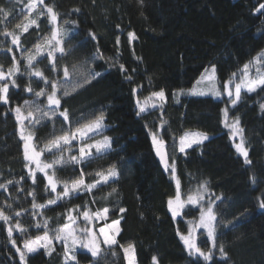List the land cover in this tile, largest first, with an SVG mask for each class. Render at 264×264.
<instances>
[{
  "label": "trees",
  "instance_id": "16d2710c",
  "mask_svg": "<svg viewBox=\"0 0 264 264\" xmlns=\"http://www.w3.org/2000/svg\"><path fill=\"white\" fill-rule=\"evenodd\" d=\"M262 4L264 0H143V4L139 0H43L40 4L37 0V7L29 11V0H0V8L7 13H0V67L7 72L13 65V56L19 63V72L14 76L18 87L10 85L9 103H0V184L6 185L0 188V210L11 217V225L19 222L27 229L22 234L13 228L16 246L23 250L25 240L43 234V228L35 227L37 222L43 224L47 219L52 235L51 230L68 223L69 210L77 226L83 222L80 213L84 210L94 213L108 208L106 220H95L96 229L120 220L117 240L125 247L128 243L135 245L137 264H153V256L158 264H196L179 234H187L189 221L197 220L201 206L205 209L212 201L216 242L224 246L228 259L221 258L217 248L213 249V261L200 258L199 264H264V214L257 210V198H264V111L260 107L264 104V89L242 91L235 108L228 106L225 97H173L174 91L191 89L213 64L223 89V83L233 73L241 75L243 65L264 51V9L257 11ZM47 7L58 13L55 27L62 31L64 54L56 51L54 60L47 57V41L54 27ZM33 19L36 24L23 31V26ZM6 32L19 36V45L12 44L13 37L6 36ZM129 32L135 34V39H129ZM90 33L95 35L94 40ZM36 45H40L42 54L36 55ZM97 50L104 59L93 62L91 57ZM28 55H36L34 68L44 77L59 82V110L67 109L69 116L66 122L57 115L35 127L24 122L36 150L44 149L41 161L50 162L60 155L66 159L79 156L77 140L63 153L54 150L55 155L46 146L103 114L104 127L92 139L109 137L111 150L97 155L93 149V157L84 163L57 165L55 178L70 182L79 178L83 170L85 182L92 183L97 172L106 174L112 165L119 173L115 180L91 192L82 191L79 196L63 198L44 208H33V203L47 204L56 193L47 188L43 173L36 172L33 183L25 166L28 162L23 156L21 125L14 112L17 106L24 109L25 100H37L35 92L51 91L50 85L31 76ZM53 63L55 71L51 70ZM120 64L126 71L119 69ZM65 67L70 73L68 79L64 78ZM257 69L264 74V61L250 64L249 74L255 76ZM85 70L101 75L73 92V85L82 82ZM29 86L31 93L25 90ZM133 88L137 89L135 94ZM161 89L167 102L137 115L136 98L143 101ZM65 90L68 96L63 95ZM38 103L46 108V95L39 97ZM224 107H229V122L239 117L251 165L244 164L222 123ZM153 132H158V139L164 142L168 163L175 160V181H180L183 199L207 182L204 202L187 205L176 217L168 208L176 183L155 156ZM185 132H203L209 137L181 153L177 144ZM48 171L51 175L53 170ZM252 176L255 183L250 180ZM62 189L63 184L58 183L57 193ZM121 208L125 211L120 212ZM246 210L249 215L241 216ZM16 212L20 215L16 216ZM7 227L0 221V264H20ZM196 242L203 251L211 248L203 230L198 231ZM53 246L51 255L43 248L29 254L26 264H64L63 244L54 240ZM101 248L104 252L99 260L79 249L78 264H126L119 246L108 250L101 243ZM112 251L116 254L112 255Z\"/></svg>",
  "mask_w": 264,
  "mask_h": 264
},
{
  "label": "snow or ice",
  "instance_id": "6c2138e0",
  "mask_svg": "<svg viewBox=\"0 0 264 264\" xmlns=\"http://www.w3.org/2000/svg\"><path fill=\"white\" fill-rule=\"evenodd\" d=\"M141 4H143V0H139ZM40 4H43V0H39ZM37 7V0H29V11L35 9ZM264 9V4L260 5V11ZM78 11V9L76 10ZM0 13H7L4 12V9L0 8ZM43 12H40L39 15H43ZM47 14L50 17V22L54 25L53 30L51 32V38L47 41L49 48L47 51V57L51 58L52 60L55 59L54 53L59 51L61 54H64V48L62 45V31L61 29L55 27L57 23L58 13L53 10V7H47ZM67 23V21H65ZM32 24H36V20H30L29 24L23 26V31H28V27ZM17 28H20L21 25H17ZM6 36H12L13 39L11 41L12 44L19 45V36L13 35L12 32H6ZM91 38L94 40L95 35L90 33ZM129 39H135V34L132 32L128 33ZM117 45H119V37H117L116 41ZM36 55H40L41 48L40 45H36ZM7 51L11 52L12 49L8 48ZM36 55H28L26 57L27 61V68L30 70L31 76H35L40 78L44 81L46 85H50L51 91L50 93H46L44 89H41L38 92H35L34 95L37 97V100L33 101H24L25 108H34L35 111L29 110L25 115L22 112V108L17 106L14 109L16 114V121L18 124L21 125L20 128V140L23 141V156L25 161L28 163L25 165L29 169V175L32 177L33 183L36 182V172L43 173L44 177H46L48 181L47 188H50L52 193H56L55 198L50 199L47 201V204L44 205H37L33 203V208H44L48 205H54L57 203L58 200L63 198H69L72 195L79 196L82 191L91 192L94 188L101 184L108 183L109 180H115L119 173L116 169L115 165H112L107 170V173L97 172L95 175L97 177L92 183H86L84 179V172L81 170L79 178L73 179L69 181H57L55 178V167L57 165L64 166L69 162L74 164H81L93 157V149L97 155H101L106 153L107 151L111 150V140L109 137L105 136L102 140L96 141L94 144L87 143L88 139H92V136L89 135L90 133H98L100 132L103 127V120L104 116L101 114L100 116L96 117L91 123L85 125L83 128L77 127L74 132L69 131L65 132L64 135L57 137L56 139L52 140L49 145H47V151L50 153H54L58 151L63 153L65 147H68L72 144L74 140H78L80 143V147L78 149L79 156L72 155L69 158H65L63 155H60L53 159L50 162H42L40 157L41 153L44 149L39 151L36 150L34 144L31 143L33 140V135L30 132H26L25 128L23 127L24 121L28 120L29 124L35 127L39 124L42 120H54V118L58 115L62 117L63 120L66 122L69 120L68 110L64 109L60 111L61 106V99L58 97L57 93L59 90V82L57 81H49L46 77H44L43 72L39 69L34 68L33 62L36 60ZM97 59H104L99 50H97L96 54L91 57V60L95 62ZM109 60H114L115 58H108ZM264 61V51L258 54L257 57L254 58L253 61L249 63H245L243 65L241 78L239 82H237L236 74L233 73L228 80L223 83V92H221L220 88L217 86L216 83V66L213 64L211 66V74H209V70L205 69L204 74L200 76V78L196 81L195 85L189 89L187 92L184 90H179L178 92L174 93V96L179 95H213L216 97H221L222 95H226L229 98V104L232 108H235L236 105L241 100V91L242 89L246 90L247 92H255L257 88L264 89V74H261L259 69L256 71V77L250 78L249 68L250 64L252 63H260ZM112 66H115L113 64ZM34 69V70H33ZM119 69L124 72L126 69L124 68L123 64L119 65ZM53 71L56 70L55 64L53 63L52 69ZM75 70V67H74ZM19 72V63L16 61V58L13 56V65L10 67L7 72L0 67V103L7 105L9 103V88L10 85L13 88L18 87L16 85V81L14 79L15 74ZM64 78L68 79L70 76L69 70L67 67L64 68ZM101 75L100 72H96L95 70H85L82 74V82L77 81L75 85H73L72 91H76L78 88L83 87L86 84L91 83L92 79H96ZM127 79L131 80V77L128 76ZM203 85V87H200ZM27 92H33V89L29 86L25 89ZM133 94L136 93L137 89L133 88ZM70 93L69 91L65 90L63 92L64 96H68ZM47 98V107H41L40 103H38V98L45 96ZM153 98L160 101L161 103L167 102V97L163 89L160 91H155L150 94L148 98H146L144 103L137 98L136 105L138 108L137 115L144 113L147 110L148 102L152 101ZM157 105L155 103L151 104V107L155 108ZM261 110L264 111V104L260 105ZM223 114L222 123L225 128L230 129L231 136L235 138L236 136L240 137V142L235 144V148L237 153L243 157L244 164L251 165V160L249 159L248 150L245 147V139L243 136V129L240 127L239 117H235L231 119L229 122V107H225L221 110ZM165 122H161V127ZM153 145L156 146L157 155L160 156L161 161L164 164L165 170L171 169V173L175 176V160H172L171 164L168 163L166 154L161 153V149L164 146V142L162 139H158V132L151 133ZM208 136L206 133L201 132H185L184 135L180 137L179 141V151L181 153L185 152L186 148H191L193 144H200L203 140H207ZM175 147V145H173ZM35 165L33 169L31 165ZM53 170L52 174H49L48 170ZM250 180L255 183V177H250ZM8 183H12L9 181ZM58 183L63 184V189L61 193H57V185ZM0 188H6V185L0 184ZM207 189V182L200 186V189L197 190L195 195H188L186 201H182L181 199V192H180V181L177 179L176 181V194L174 200L170 198L168 200V208L173 217H176L180 214V209L185 206V203L191 205H197L201 200H203L202 192H206ZM113 192L116 190L113 189ZM32 194V193H30ZM35 199V197H33ZM220 199V197H217ZM212 201H209V206L205 210L202 206L200 208V218L198 223H194L189 221V229L188 233L179 234L180 240L183 241L185 248L188 250L190 256L196 258V264H199L200 258L203 259L204 262H211L214 259V252L213 249L218 248V252L221 258L225 261L228 259V253L225 251V248L222 244L219 246L216 242V230L214 226V222L216 221V215L213 212L212 208ZM175 205V206H174ZM10 207V205H9ZM257 210L264 214V198L258 197L257 198ZM109 209L104 208L102 210H97L94 213H90L88 210H84L80 213L83 216L84 221L86 224H91V222L95 220H106V214L108 213ZM120 212H124L125 209L121 208ZM71 210H69L68 215V223L59 226L52 231V235H50V230L48 228V220L45 219L43 224L37 222L35 224L36 228H43L42 235H36L32 239L25 240L23 242V250L20 247L16 246V241L12 239L13 235V228L15 230L21 232L22 234L27 231L21 227L20 223L17 222L14 226L9 223L11 217L6 215L3 210H0V221L8 224L7 227V234L9 237L10 242L12 243L13 247L16 248V252L19 254L20 264H26V259L29 254L36 253L39 249L43 248L48 255H51L52 252L55 251L53 246V241L55 240L58 243L63 244V261L64 264H70V262H74V264H78L76 252L79 249H85L86 254H90L91 257L99 260L101 254L104 252V249L101 248V243L106 246V249L112 250L115 246H119L121 251L124 254V259L126 260V264H137L136 255H135V245L133 243H128L125 247L124 245H120L119 241L117 240V236H119L121 229L119 227L120 220H114L111 223H106L103 227H100L97 231L93 230L92 227H84L77 229L74 227L76 223V218L71 216ZM16 216H19L20 213L16 212ZM249 213L247 210L241 214V216H247ZM197 228H202L206 230V239L211 241V248L207 251H203L201 247L197 245L196 238H195V230ZM102 237V241L101 238ZM115 251H112V255H115ZM153 264H158L157 258L155 256L152 257Z\"/></svg>",
  "mask_w": 264,
  "mask_h": 264
},
{
  "label": "rangeland",
  "instance_id": "374dc122",
  "mask_svg": "<svg viewBox=\"0 0 264 264\" xmlns=\"http://www.w3.org/2000/svg\"><path fill=\"white\" fill-rule=\"evenodd\" d=\"M208 70H209V74H211V67H209V68H207ZM204 74V73H203ZM215 77H216V83H217V86L220 88V85H219V83H218V79H217V76H216V72H215ZM256 77V75L255 76H251L250 75V78H255ZM241 78V75H236V79H237V82H239V79ZM200 87H203V85H201ZM220 90H221V92H223V89H221L220 88ZM179 91V90H178ZM178 91H174L173 92V94L174 93H176V92H178ZM242 91H245V92H247L246 90H244V89H242ZM241 91V92H242ZM193 96H197V97H211V98H213V99H215V100H220L221 98H223V97H225L226 99H228L229 100V98L226 96V95H222L221 97H216V96H213V95H211V94H209V95H193ZM173 97L174 98H176V99H179L180 97H182V95H179V96H174L173 95ZM136 100H137V98H136ZM146 100V99H145ZM145 100H143V101H141V103H144L145 102ZM152 103H155L157 106H160L161 104H163V103H161L160 101H158V100H156L155 98H153V100L152 101H149L148 102V107H147V109H149V108H153V107H151V104ZM228 106H230V104L228 103ZM231 107V106H230ZM225 108V107H224ZM223 108V109H224ZM29 110H32V111H35V109L34 108H31V109H29V108H25L24 107V109H22V112L26 115L27 114V111H29ZM223 115V114H222ZM26 121H28V120H25L24 122H26ZM227 130H228V133H229V136H230V139H231V141L233 142V145H234V147H235V144H237V143H239L240 142V137L239 136H236L235 138H233L232 136H231V132H230V129H228V128H226ZM201 133H203V132H201ZM94 134H96V133H90L89 135H91V136H93ZM208 136V135H207ZM209 137V136H208ZM98 138V137H97ZM96 141H98L97 139H96V137L94 138L93 137V139H90V141L88 142V143H90V144H94ZM204 141V140H203ZM77 142L79 143V141L77 140ZM31 143H32V141H31ZM80 144V143H79ZM177 149L179 150V143L177 144ZM236 149V148H235ZM168 156V155H167ZM40 159H41V157H40ZM32 166V168L34 169L35 168V165L33 164V165H31ZM168 172H170V174L172 175V173H171V169L169 168V170H167ZM172 177H174V179H173V181L176 183V181H175V176H173L172 175ZM45 179H46V177H45ZM46 182H47V184H48V181H47V179H46ZM198 189H200V188H198ZM197 189V190H198ZM197 190L192 194V195H195L196 194V192H197ZM207 192V191H206ZM206 192H202L201 194L203 195V200H201L200 202H204V200L206 199L205 198V196H206ZM175 194H176V189H175ZM174 198H175V195L172 197V199L174 200ZM181 199H182V201H186V199H183L182 197H181ZM199 202V203H200ZM198 203V204H199ZM187 205H191V204H188V203H185V206L182 208V209H180L179 211H180V213H181V211L187 206ZM175 206V205H174ZM207 208H205V210H206ZM180 215V214H179ZM178 215V216H179ZM200 218V217H199ZM199 218L197 219V220H195V221H192V222H194V223H198L199 222ZM83 220V222L81 223V225H74V227H76L77 229H80V228H84V227H86V226H88V227H92L93 228V230H95V231H97V234L99 235V233H98V229L99 228H97L96 229V225H95V219L91 222V224H86V222L84 221V219H82ZM112 222V221H111ZM110 222V223H111ZM190 226V225H189ZM199 230H203L205 233H206V230H204V229H202V228H197L196 230H195V233H194V235H195V238H196V236H197V234H198V231ZM186 235V234H185ZM101 239V241H102V237L100 238ZM183 242V241H182ZM184 244V243H183ZM85 250V249H84Z\"/></svg>",
  "mask_w": 264,
  "mask_h": 264
},
{
  "label": "water",
  "instance_id": "95a60500",
  "mask_svg": "<svg viewBox=\"0 0 264 264\" xmlns=\"http://www.w3.org/2000/svg\"><path fill=\"white\" fill-rule=\"evenodd\" d=\"M154 153H155V156H156V158H157L159 164H160L161 166H164L163 162L161 161L160 156L157 155L156 148H155ZM161 153H162V154H166V152H165V150H164L163 148L161 149ZM166 156H167V154H166ZM167 160H168V156H167Z\"/></svg>",
  "mask_w": 264,
  "mask_h": 264
}]
</instances>
